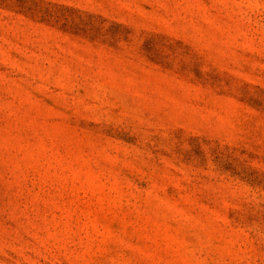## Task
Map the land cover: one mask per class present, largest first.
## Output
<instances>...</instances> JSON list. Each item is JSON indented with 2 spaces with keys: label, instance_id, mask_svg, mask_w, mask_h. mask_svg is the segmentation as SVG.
<instances>
[{
  "label": "rangeland",
  "instance_id": "obj_1",
  "mask_svg": "<svg viewBox=\"0 0 264 264\" xmlns=\"http://www.w3.org/2000/svg\"><path fill=\"white\" fill-rule=\"evenodd\" d=\"M0 264H264V0H0Z\"/></svg>",
  "mask_w": 264,
  "mask_h": 264
}]
</instances>
